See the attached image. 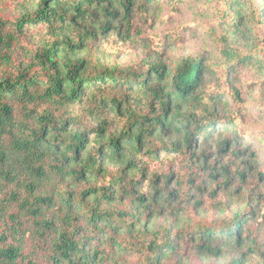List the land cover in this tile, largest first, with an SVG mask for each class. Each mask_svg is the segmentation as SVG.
<instances>
[{"label": "trees", "instance_id": "16d2710c", "mask_svg": "<svg viewBox=\"0 0 264 264\" xmlns=\"http://www.w3.org/2000/svg\"><path fill=\"white\" fill-rule=\"evenodd\" d=\"M262 3L218 8L256 53ZM160 5L0 0V264H264L236 74L254 53L171 60L146 33ZM111 37L141 59L112 61Z\"/></svg>", "mask_w": 264, "mask_h": 264}, {"label": "rangeland", "instance_id": "374dc122", "mask_svg": "<svg viewBox=\"0 0 264 264\" xmlns=\"http://www.w3.org/2000/svg\"><path fill=\"white\" fill-rule=\"evenodd\" d=\"M163 5L161 17L156 26L146 33L158 34L162 42H166L167 52L171 60H177L189 54L203 55L207 53L211 60L222 62L224 49L239 46L244 53L251 54L247 64L239 66L237 77L242 91V106L245 115L243 128L247 138L253 143L264 163V50H250V33L245 28L235 36L231 35L230 25L222 23L218 8L224 0H161ZM262 3L261 6H263ZM177 7V8H175ZM259 36L258 48L264 46L263 29L256 27ZM104 48L112 53V61L117 63L138 62L141 50L131 49L122 40L111 37L103 43ZM120 57V58H118ZM224 88L228 90L227 84ZM228 100L235 104L231 98Z\"/></svg>", "mask_w": 264, "mask_h": 264}]
</instances>
